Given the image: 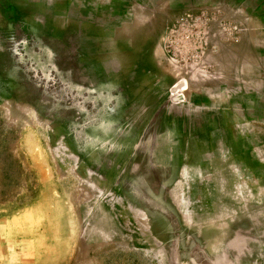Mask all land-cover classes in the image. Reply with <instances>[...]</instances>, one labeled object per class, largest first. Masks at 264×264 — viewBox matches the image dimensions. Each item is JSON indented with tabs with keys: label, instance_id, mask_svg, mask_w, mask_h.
I'll return each mask as SVG.
<instances>
[{
	"label": "rangeland",
	"instance_id": "374dc122",
	"mask_svg": "<svg viewBox=\"0 0 264 264\" xmlns=\"http://www.w3.org/2000/svg\"><path fill=\"white\" fill-rule=\"evenodd\" d=\"M0 264H264V0H0Z\"/></svg>",
	"mask_w": 264,
	"mask_h": 264
}]
</instances>
